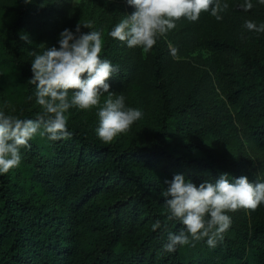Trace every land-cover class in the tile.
<instances>
[{
    "label": "trees",
    "instance_id": "16d2710c",
    "mask_svg": "<svg viewBox=\"0 0 264 264\" xmlns=\"http://www.w3.org/2000/svg\"><path fill=\"white\" fill-rule=\"evenodd\" d=\"M27 2L0 0V19L8 17V23L0 25V71L6 69L17 77L16 115L35 119L41 112L26 111L31 103L30 64L21 58L19 31L27 25L40 39L54 38L55 14L66 17L67 2L56 3L55 10L45 7L41 16L28 11ZM222 3L229 7L219 22L206 12L196 22L181 18L167 36L177 56L156 44L149 75L164 90L167 77H178L177 70L188 66L180 59L204 47L216 61L209 65L201 61V66L220 70L221 90L234 121L264 154V33L243 27L245 20L264 22V16L257 14L260 4L256 0L250 12L241 10L243 0ZM115 42L106 36L101 57L118 66L108 81L110 91L123 93L130 107L131 77H136V71L132 65L113 60ZM241 49V69L237 70L230 61ZM169 108L164 105V116L173 111H200L201 106L188 98ZM68 129L70 139L48 141L47 147L34 137L31 147L22 150L20 166L0 175V264H264V205L246 209L251 223L239 237L237 253L226 248L201 257L204 240L193 254L187 246L173 253L162 250L167 234L183 229L178 221L167 219L164 181L183 174L198 186L214 182L220 174L234 179L239 171V163L218 155L217 146L208 147L196 136L176 135L164 117L149 143L126 147L102 143L70 125ZM157 219L162 227L153 231ZM221 241L225 239L217 244Z\"/></svg>",
    "mask_w": 264,
    "mask_h": 264
},
{
    "label": "clouds",
    "instance_id": "9594fccd",
    "mask_svg": "<svg viewBox=\"0 0 264 264\" xmlns=\"http://www.w3.org/2000/svg\"><path fill=\"white\" fill-rule=\"evenodd\" d=\"M126 3L134 11L124 16L108 36L129 49L139 48L144 54L153 49L158 39L175 29L181 18L196 22L206 12L219 22L229 7L222 0H126ZM256 3L264 5V0ZM253 7V0H243L240 5L244 12H250ZM81 27L91 29L93 25L89 22L77 24L74 30L64 29L57 39L58 46L42 53L29 52L33 59L28 83L35 87V102L42 112L35 119H22L0 110V175L20 166L22 150L29 149L30 141L37 135L49 142L70 139L72 132L68 129L66 113L72 108L98 109L95 134L105 144L142 119V111L128 107L123 93L110 91L108 81L119 68L101 57V32L85 33ZM243 27L249 32L264 33V22L245 20ZM169 47L171 55L176 57L177 50ZM104 94L108 98L100 106ZM164 184L167 187L162 196L167 219L183 225L179 232L167 234L162 245L166 253L201 240L214 248L231 226L232 217L228 213L255 210L264 205V181L250 182L247 176L229 179L227 174H220L214 182L204 181L197 186L183 174H175ZM161 227L159 219L152 224L153 231Z\"/></svg>",
    "mask_w": 264,
    "mask_h": 264
},
{
    "label": "rangeland",
    "instance_id": "374dc122",
    "mask_svg": "<svg viewBox=\"0 0 264 264\" xmlns=\"http://www.w3.org/2000/svg\"><path fill=\"white\" fill-rule=\"evenodd\" d=\"M63 1L67 2L65 7L67 15L62 18L59 14H55L57 32L54 38L40 39L27 25L19 31L20 55L23 60L30 64V79L32 76L31 61L33 59L29 55L30 51L42 53L47 48L58 46L57 39L64 29L74 30L77 24L84 25L89 22L92 23L93 28L84 29L81 27V31L85 33L92 30L101 32L104 48L108 32L124 16H130L134 11L127 5L126 0H28L27 10L41 16L45 7L55 10V4H61ZM258 8L257 14L264 16V5H259ZM7 23L8 17H1L0 25ZM167 36L157 40L156 44L160 48L168 47L170 49ZM243 52L244 49H241L239 54L230 61L237 70L241 69L240 55ZM112 57L115 62L132 65L135 69L136 77H131L134 93L130 107L140 109L143 117L135 122L127 132L119 135L108 144L126 147L130 144L149 143L152 136L159 130L162 117H164L170 130L176 135L193 136V138L196 136L205 141L208 147L217 146L218 155L227 160L238 162L240 168L234 179L240 176H247L249 180L264 178V154L250 141L246 131L234 121L233 113L227 106L221 90L220 70L213 72L209 67L201 66V61H206L205 63L208 65L216 61L215 57L204 47L200 46L197 50L180 59L186 61L188 66L177 70L178 77H174V75L167 77L168 85L164 90L158 89L159 86L155 78L149 75L152 50L148 54H144L141 49H129L122 42L116 40ZM205 72L207 77H204ZM14 76L15 73L9 74L6 69L0 71V110L16 115L14 90L17 92L15 89L17 77ZM30 93L31 103L26 111L34 109L42 112V108L35 102V87L33 85L30 87ZM107 98V95L101 97L100 106ZM188 98L201 106L200 111L186 110L177 113L172 110L173 113L163 115L164 105L172 108L176 105H182ZM97 110V108L89 110L70 109L66 113L68 125L88 132L90 136L97 139L95 134V129L98 126ZM37 137L42 143L41 146H49L46 138L39 135ZM229 174L233 176L232 173L229 172ZM11 176L19 179L16 173H12ZM228 214L232 217V223L230 228L222 234L225 241L219 242L214 248H210L204 243L201 257H205L206 253L214 255L217 249L225 250L228 248L229 251L239 252V237L246 232L251 222L246 209H239ZM198 242L200 241L187 246V252L193 254V250L197 251ZM224 243H227L228 246H225Z\"/></svg>",
    "mask_w": 264,
    "mask_h": 264
}]
</instances>
